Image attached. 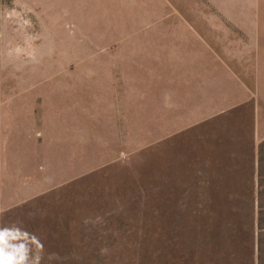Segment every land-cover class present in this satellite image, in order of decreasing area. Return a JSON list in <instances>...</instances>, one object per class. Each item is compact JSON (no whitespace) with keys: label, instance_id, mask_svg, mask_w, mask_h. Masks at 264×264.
Here are the masks:
<instances>
[{"label":"rangeland","instance_id":"rangeland-1","mask_svg":"<svg viewBox=\"0 0 264 264\" xmlns=\"http://www.w3.org/2000/svg\"><path fill=\"white\" fill-rule=\"evenodd\" d=\"M255 1L0 0V264H264V141L255 140L254 102L163 143L140 149L137 141L107 166L93 143L78 175L64 164L63 144L43 151L37 135L36 149H25L16 126L23 104L28 110L51 89L67 104L79 81L94 107L112 75L100 70L111 64L105 48L123 33L163 15L232 29L226 17H249ZM41 176L57 180L42 189ZM17 193L41 194L8 197Z\"/></svg>","mask_w":264,"mask_h":264},{"label":"crops","instance_id":"crops-1","mask_svg":"<svg viewBox=\"0 0 264 264\" xmlns=\"http://www.w3.org/2000/svg\"><path fill=\"white\" fill-rule=\"evenodd\" d=\"M261 4L262 0L255 1L254 13L249 17L227 16L225 21L231 22L232 29L223 31L191 24L197 20L185 15H163L149 21L155 23L149 29L123 33L110 42L112 47L105 48V53L110 51L111 64L102 62L100 70L106 73L110 66L112 75L101 80L94 107L88 108L87 89L80 81L69 87L67 104L57 101V89H51L37 105L30 104L28 110L23 109L24 104L21 106L16 126L24 131V148L32 151L37 135L43 151L63 144L67 153L64 164L72 168L70 173L78 175L87 171V151L93 143L101 151L100 167L107 166L114 163L112 158L119 157L120 151L135 150L137 141L140 149L163 143L169 133L207 125L252 102L255 140L262 143ZM191 118L192 122L187 123L186 119ZM47 157L45 161L50 163ZM33 159H27L28 166L34 165ZM30 172L27 175L32 185L36 174ZM41 178L38 180H43V188L38 187L42 189L57 180L55 176ZM28 186L29 190L35 188ZM40 194L17 193L8 197L33 198Z\"/></svg>","mask_w":264,"mask_h":264}]
</instances>
